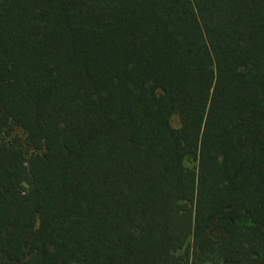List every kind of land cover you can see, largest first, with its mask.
Segmentation results:
<instances>
[{"label": "trees", "instance_id": "1", "mask_svg": "<svg viewBox=\"0 0 264 264\" xmlns=\"http://www.w3.org/2000/svg\"><path fill=\"white\" fill-rule=\"evenodd\" d=\"M0 264H264V0H0Z\"/></svg>", "mask_w": 264, "mask_h": 264}, {"label": "rangeland", "instance_id": "2", "mask_svg": "<svg viewBox=\"0 0 264 264\" xmlns=\"http://www.w3.org/2000/svg\"><path fill=\"white\" fill-rule=\"evenodd\" d=\"M173 126L178 127L179 126V119L178 117H174L172 120Z\"/></svg>", "mask_w": 264, "mask_h": 264}]
</instances>
